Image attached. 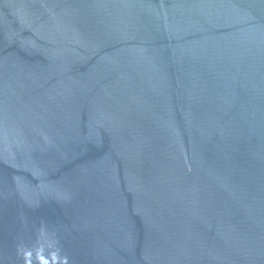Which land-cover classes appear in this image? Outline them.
Returning a JSON list of instances; mask_svg holds the SVG:
<instances>
[{
  "label": "water",
  "instance_id": "1",
  "mask_svg": "<svg viewBox=\"0 0 264 264\" xmlns=\"http://www.w3.org/2000/svg\"><path fill=\"white\" fill-rule=\"evenodd\" d=\"M0 264H264V0H0Z\"/></svg>",
  "mask_w": 264,
  "mask_h": 264
}]
</instances>
